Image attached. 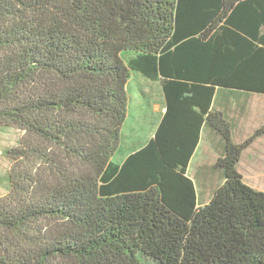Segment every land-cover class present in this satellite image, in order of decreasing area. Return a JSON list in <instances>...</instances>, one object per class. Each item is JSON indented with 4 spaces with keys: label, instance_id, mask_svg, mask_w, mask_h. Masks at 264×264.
I'll return each instance as SVG.
<instances>
[{
    "label": "trees",
    "instance_id": "obj_1",
    "mask_svg": "<svg viewBox=\"0 0 264 264\" xmlns=\"http://www.w3.org/2000/svg\"><path fill=\"white\" fill-rule=\"evenodd\" d=\"M132 72L166 111L119 163ZM228 91L264 94V0H0V123L26 132L0 264H264V190L239 170L264 125L237 142L214 106ZM204 127L224 143L206 203L189 174Z\"/></svg>",
    "mask_w": 264,
    "mask_h": 264
},
{
    "label": "rangeland",
    "instance_id": "obj_2",
    "mask_svg": "<svg viewBox=\"0 0 264 264\" xmlns=\"http://www.w3.org/2000/svg\"><path fill=\"white\" fill-rule=\"evenodd\" d=\"M134 54L135 52L133 50H126L124 51L123 57L129 59ZM134 75L132 77V83L127 89L129 95V114L125 124L126 126H124L122 130V149L117 152L115 156L116 160L123 158V153L126 151L127 141L142 143L153 134V126L159 118V113L155 111L152 112L151 110L152 105L154 104L153 101L156 100L158 104L163 106V89L161 84L150 82V85H146L148 93H145V86L141 83V79H146L147 81H149V79L139 72H134ZM241 93L244 92H228L227 94L229 100V110L227 111V114L232 122L235 123V125L233 124V134L234 139L237 142L243 141L257 128L264 125V94ZM25 133L24 130L16 126L0 123V196H5L9 192V174H11L14 165L12 159L7 155V150L19 146L26 136ZM210 145H213V148L210 147ZM215 147L216 142H213L211 138L204 135L200 151L190 168V173L197 180L199 187L200 183L205 179V175L210 174L213 182L220 178L221 170L215 168V166H212L211 168L210 164H208L213 163L217 159L215 158L217 154ZM262 158H264V137L261 140H257V142L245 152L242 167L243 170L247 172L248 180L263 188L264 171L255 173L254 170L249 169L250 164L253 165L254 161H259ZM204 160H206V165H209L207 168L205 166L201 167L200 163ZM151 264L155 263L152 262Z\"/></svg>",
    "mask_w": 264,
    "mask_h": 264
},
{
    "label": "crops",
    "instance_id": "obj_3",
    "mask_svg": "<svg viewBox=\"0 0 264 264\" xmlns=\"http://www.w3.org/2000/svg\"><path fill=\"white\" fill-rule=\"evenodd\" d=\"M133 75H134V72H132V76H131L130 80L128 81L127 89L129 88V86L132 83V77H133ZM138 78L140 79L139 76H138ZM146 78H148V77H146ZM148 79H149V81H147L146 79L145 80L144 79H141V83L145 86V90H144L145 93H148L147 92L146 85L147 84L150 85L151 84L150 82H157V84H159V83L161 84L160 80H152L150 78H148ZM228 92H230V91H228ZM225 94H227V93L222 92V96L223 97L222 96L221 97L218 96V98L215 99L214 106L216 108H218L220 110H223V111H225L227 113V111L229 110V107H228L229 100L227 98V95H225ZM241 94H244V93H241ZM246 94H248V93H246ZM162 98H163V106H161V104H158V102L156 100L153 101L154 104L152 105V109L151 110H152V112L155 111V112L159 113V118L156 121V124H154V126H153V134L151 136H149V138H147L142 143L141 142L138 143L136 141H132V142L127 141L126 151L123 153V155H124L123 158H119L118 160H116L115 159V156H116L117 152L122 149V144H123L122 143V138H123L122 130H123V127L126 126L125 124H126L127 119H128V116H127V119L124 122V124L122 126V129H121L120 146H119L118 150L116 151V153H115V155L113 157L114 161L119 162V163H122L131 153H133V152L137 151L138 149H140L141 147H143L148 142V140L151 137L154 136V134H155V132H156V130H157V128H158L161 120H162V117L164 115V112L166 111V107H165L166 104H165V100H164L163 94H162ZM128 106H129V104H128ZM150 113H151V111H150ZM230 121L232 122L231 119H230ZM232 123L235 125L234 122H232ZM204 135L205 136H208L209 138H211L213 140V142H216L215 150H216V153L217 154H216V157L215 158L218 159V157L221 156L223 154V152H224V143L222 141V138H221L220 134H218L217 131L213 130L212 128L204 127L203 132H202V135H201V140H200V142L198 144V147L196 148V150H195V152H194V154H193V156L191 158V162H190V165H189V174H190L191 177H193V176L190 173V168L192 167L193 161L197 158L196 156H197V154L200 151V148H201V145H202V142H203ZM233 137H234V134H233ZM263 137H264V135H262L261 137H259L257 140H261ZM257 140L255 142H257ZM255 142L251 146H249L246 150H244V152L242 154V157H241V160H240V163H239V170L243 174L244 179H245V181L247 183H249L251 186H253L256 189L264 190V187L262 188V187H259V186L255 185V184L251 183L248 180L247 172H245L243 170V168H242L243 167V158H244L245 152L249 148H251L255 144ZM210 147L213 148V145H210ZM201 156H202V154H201ZM217 159L213 163H208V164H210V167L211 168H212V166H215V163H216ZM200 164H201V167L205 166L207 168L209 166V165H206L207 164L206 163V160H204ZM249 169L250 170H254L255 173H258L259 171H264V158H262L259 161H254L253 165L252 164L249 165ZM261 169H263V170H261ZM220 174L222 175V171H220ZM221 175H220L219 180L214 181V182L211 180V175L210 174L209 175H205V179L200 183V187L201 188L199 187V184H198L197 180L193 177L194 180H195V182H196L197 189H198V194H199L200 202L206 203V202H208L211 199V197H212L215 189L217 187H219L224 182V177L221 176ZM201 193H202V196H201Z\"/></svg>",
    "mask_w": 264,
    "mask_h": 264
}]
</instances>
